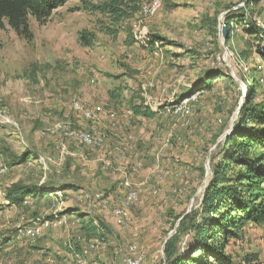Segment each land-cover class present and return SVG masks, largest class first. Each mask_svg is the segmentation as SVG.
<instances>
[{
	"label": "rangeland",
	"instance_id": "374dc122",
	"mask_svg": "<svg viewBox=\"0 0 264 264\" xmlns=\"http://www.w3.org/2000/svg\"><path fill=\"white\" fill-rule=\"evenodd\" d=\"M111 1H68L42 24L29 16L28 38L3 21L2 231L37 224L40 233L19 237L37 251L0 248V264H121L118 248L139 264H166L165 241L198 210L249 90L253 103L264 102V0H161L154 14L152 0H115L128 12L118 22L93 9ZM82 31L92 36L89 46L79 42ZM194 94L188 108L172 112ZM76 103L93 117L75 111ZM139 104L153 116H135ZM85 131L97 143L78 138ZM14 184L47 194L9 205ZM131 191L137 199L116 218L112 209ZM89 218L103 227L96 247L81 238ZM180 236L183 248L189 235ZM226 253L264 264V224L245 225Z\"/></svg>",
	"mask_w": 264,
	"mask_h": 264
},
{
	"label": "trees",
	"instance_id": "16d2710c",
	"mask_svg": "<svg viewBox=\"0 0 264 264\" xmlns=\"http://www.w3.org/2000/svg\"><path fill=\"white\" fill-rule=\"evenodd\" d=\"M68 1L72 0H0V29L6 20L17 34L28 38L29 16L42 24ZM93 9L109 14L115 22L128 15L115 0L93 6ZM233 17L229 13L227 20ZM225 25L227 30L231 28L229 21ZM79 42L89 46L91 34L82 31ZM258 52L264 61V52L259 49ZM221 75L212 73L204 88H210L212 78ZM253 91L249 90V101L240 107L239 118L218 152L219 159L211 163V176L203 189L198 210L190 217L182 218L176 233L165 241L166 264H252L256 260L251 254L233 259L226 253L229 241L234 240L245 225L264 224V102L253 103ZM117 92V89L112 91L111 97L116 98ZM132 110L135 116H153L141 104L133 106ZM46 194L43 188L14 184L5 196L9 205L19 206L27 199ZM82 224L83 241L95 238L105 241L101 237L103 227L99 221L89 218ZM180 235H189L183 248L179 245ZM76 251L81 252L79 246Z\"/></svg>",
	"mask_w": 264,
	"mask_h": 264
},
{
	"label": "bare ground",
	"instance_id": "6f19581e",
	"mask_svg": "<svg viewBox=\"0 0 264 264\" xmlns=\"http://www.w3.org/2000/svg\"><path fill=\"white\" fill-rule=\"evenodd\" d=\"M160 3H161V0H152V3H151V6L149 7L150 9L148 10V12L150 13V14H154L155 13V11H157L158 9H159V6H160ZM144 36L145 35H134V38L136 39V40H138V39H144ZM196 97V94H194V95H192V97H189V98H185V100L183 99L181 102H179L175 107H172V112L175 114L177 111H179V109H181L182 110V108L183 109H186V108H188V103H189V101H190V99L192 100L193 99V101H195L194 100V98ZM199 97V96H198ZM76 101V100H75ZM79 102V101H78ZM75 111H76V109H79V111H81L82 112V115H83V117H86L87 119L88 118H92L93 117V112L89 109V108H87L86 106H84V108L81 106V107H79V105H78V103H76L75 104ZM86 107V108H85ZM175 108V109H174ZM173 109H174V111H173ZM180 110V111H181ZM128 113H129V111H128ZM109 116H113L112 114H110ZM112 118H115V116L114 117H112ZM85 119V118H84ZM110 119H111V117H110ZM61 126V125H60ZM56 130H57V128H56ZM55 130V131H56ZM64 130V129H63ZM53 132V131H52ZM58 133V132H57ZM74 134V133H73ZM72 134V135H73ZM78 134V133H77ZM75 137V136H74ZM70 138V137H69ZM78 138H80L84 143L86 142V143H97V137H96V139L95 138H93L89 133H86V131H85V133H82V134H80L79 135V137ZM79 140V139H78ZM80 140V141H81ZM99 140V139H98ZM81 141V142H82ZM101 141V140H100ZM64 147V146H63ZM65 148V147H64ZM64 151V150H63ZM128 194H127V196L125 197V199L123 200L124 202H123V207H120V206H116V207H114L113 209H112V211H113V214H114V216L116 217V218H122L123 217V215H124V211H123V208L124 207H126L127 205H129V204H131L132 202H134L136 199H137V193L136 192H133V191H131V192H127ZM133 195H136V197H134ZM101 201V200H100ZM105 204H107V201L105 200V202H103V206L105 205ZM53 221V220H52ZM54 222V221H53ZM48 225L49 223H48V221H45V223L43 222V225ZM54 224V223H53ZM34 226V227H33ZM32 227H18V229H17V232L19 233V235H21V236H27V237H30V238H33V237H36L40 232H39V227L38 226H35V225H33ZM49 226V225H48ZM32 228H33V230H32ZM32 234V235H31ZM97 244H99L98 243V239H93V241L92 242H90V247H96L97 246ZM129 248V250H130V252H134L135 253V247L131 244V246H129L128 247ZM83 251H85L84 249H83ZM117 254H120L121 256H122V258H121V263H123V254H122V251H121V249L120 248H118V249H116V251H115ZM131 254V253H130ZM128 261H137V263H139V258H138V260L137 259H132L131 257H130V255H128Z\"/></svg>",
	"mask_w": 264,
	"mask_h": 264
},
{
	"label": "crops",
	"instance_id": "0c3cea01",
	"mask_svg": "<svg viewBox=\"0 0 264 264\" xmlns=\"http://www.w3.org/2000/svg\"><path fill=\"white\" fill-rule=\"evenodd\" d=\"M6 203H7V201H6ZM0 204H1V201H0ZM0 211H1V207H0ZM6 222H8V221L0 219V248H2L1 249V251L3 250L2 252H4V250H12V248H14V247H20L21 249H22V247H30L32 250L37 251L36 248L39 246L36 245L34 242L31 245L26 246V244L23 241H20L22 239H19V237H23V236L19 235L18 232H16L17 228H16L15 232H13V231L8 232L7 230L2 231V225H4ZM33 225L37 226V224H32V226ZM29 227H31V226H29ZM24 237H26V236H24ZM33 238H35V237H33ZM29 239H32V238H29ZM17 243H19V244H17ZM23 250H24V248H23Z\"/></svg>",
	"mask_w": 264,
	"mask_h": 264
},
{
	"label": "built area",
	"instance_id": "2783aa9c",
	"mask_svg": "<svg viewBox=\"0 0 264 264\" xmlns=\"http://www.w3.org/2000/svg\"><path fill=\"white\" fill-rule=\"evenodd\" d=\"M174 109H173V111H174ZM133 196L136 197V195H133ZM32 230H33V228H32ZM122 264H139V263H137V261H128V254H124L123 255V263Z\"/></svg>",
	"mask_w": 264,
	"mask_h": 264
},
{
	"label": "water",
	"instance_id": "95a60500",
	"mask_svg": "<svg viewBox=\"0 0 264 264\" xmlns=\"http://www.w3.org/2000/svg\"><path fill=\"white\" fill-rule=\"evenodd\" d=\"M223 33H224V36L226 37V30L225 29L223 30Z\"/></svg>",
	"mask_w": 264,
	"mask_h": 264
}]
</instances>
